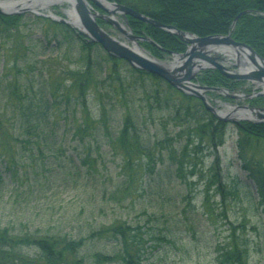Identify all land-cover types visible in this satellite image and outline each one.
<instances>
[{
	"label": "rangeland",
	"instance_id": "obj_1",
	"mask_svg": "<svg viewBox=\"0 0 264 264\" xmlns=\"http://www.w3.org/2000/svg\"><path fill=\"white\" fill-rule=\"evenodd\" d=\"M90 2L96 10L104 12L94 2ZM63 6V4L57 5L52 11L66 16ZM65 6L69 4L66 3ZM21 14L23 18L17 31L9 37L0 36L1 111L6 109L10 101V89L6 87L8 83L6 74L9 72L19 78L21 86L25 84L24 81L33 80L34 85L30 84L37 91L40 90V81L41 86L47 81L50 73L48 71L63 74L67 70H76L85 65L87 53L93 58L101 57L103 61L107 58L106 50L99 43L92 51L88 48L82 53L81 41L75 43L69 41L70 31L63 23L32 12ZM130 16H127L128 22ZM116 17L125 25L123 16L116 15ZM97 21L120 40L133 44L106 20L98 18ZM128 26L131 28L130 23ZM131 29L134 34L145 36ZM179 38L182 40L180 36ZM149 42L144 39L139 40V44L156 58L164 61L172 59L171 53L161 58L154 55L147 46ZM24 43L29 45L28 55L17 62L19 70L17 72L15 67L11 68L14 56H23V53H26V50L23 52ZM125 62L120 61L119 68L123 77L128 80L126 76L131 73ZM106 67L107 63L104 64V68ZM94 71L100 74H96V77L101 79L102 74H105L101 68H95ZM202 71L197 73L195 78L197 83L210 87L219 86L201 80L199 74ZM65 85H70V81L67 80ZM137 87L140 88L132 97L139 114L143 115L147 112L143 128L149 127L156 137L170 135L176 140L179 133L183 134L181 131L187 128V123L169 116L167 110L160 112L153 99L145 96L146 93L142 91L143 87L139 82ZM225 88L228 89L229 94L241 95V97L230 96L225 91L207 90L210 103L219 110L226 111L228 107L240 105L264 109V95H254L250 98H245L243 95L253 94V89L261 90L255 88L254 84L243 80L239 81L237 87L226 84ZM110 89L109 86H105L101 90L113 96L114 93ZM129 92L127 97L131 99ZM110 100V103L113 102V99ZM119 109L117 104L116 109L112 111L119 112ZM11 112L9 108L8 115ZM55 119L53 123H56V126L54 125L56 134L60 137L66 135L64 152L59 151L56 161L51 159L53 167L45 171L44 177L43 170L42 173H37L40 168L42 169L39 163L31 165L33 159L40 160L39 155L34 157L29 155V163L19 164L14 176L7 172L8 177H5L6 163L3 160L7 148L0 146L2 172L0 226H8L15 232L41 230L78 238L116 220L125 221L136 227L135 232L142 234L146 239L144 243L140 241L141 251L138 255L133 252L135 261H138L137 256H141L140 264H222L217 258L220 247L227 246L231 241L230 229L235 226L236 234H240L243 241L244 237L247 240L248 264H264V199L259 196L258 183L245 166V161L241 159L238 147V140L243 136L238 124L257 122V119L252 117L237 121L225 120L228 122L226 140L217 148L218 152L209 154V150H206L200 154L196 170L192 172L191 167L186 164L183 167V177L180 176L183 172L177 170L176 160L170 157L166 149L160 155V147L164 146H153L155 152L152 156L153 163L145 156L141 165L138 162L133 166L134 168L126 169L120 154L122 152L118 150L120 153H116L110 146H105L106 138L99 139V144L93 146L95 148L92 150L93 155L89 162L76 159V164H72L69 156L78 158V153L82 150V146H77L78 140L72 135L74 118L72 114L63 116L57 113ZM111 123L113 130L116 129V122L113 120ZM186 136L187 130L183 137L186 139ZM248 143L250 144L245 153L246 158L249 162L252 160L258 164L261 162L264 168V138H252ZM175 144L176 149L177 147L181 149V146H178L179 141ZM179 149L175 153L176 158L181 156ZM191 152L195 153L193 147ZM17 157L19 160L20 155ZM216 157H218L221 180L226 185L225 194L217 189L218 182L211 186L208 184V181H211L209 167ZM151 163L155 166L153 172L149 171ZM90 164L94 168L89 167ZM255 167L257 165L252 164V169ZM137 238L139 240V237ZM20 249L28 260L39 258L40 251L36 246L26 245ZM125 251L121 240L103 237L101 234L87 240L79 254L85 257L86 264H130ZM96 252L109 255L111 260L100 263L96 260Z\"/></svg>",
	"mask_w": 264,
	"mask_h": 264
},
{
	"label": "trees",
	"instance_id": "obj_2",
	"mask_svg": "<svg viewBox=\"0 0 264 264\" xmlns=\"http://www.w3.org/2000/svg\"><path fill=\"white\" fill-rule=\"evenodd\" d=\"M115 1L199 36L228 33L232 29L235 17L244 10H250L237 19L232 36L237 41L250 44L264 57V0ZM22 18L23 14H0V36L4 38L14 34L19 28ZM129 23L136 33H143L145 36L151 37L166 49L163 50L150 42L147 43L151 52L160 58L172 51L182 52L186 49V44L175 34L131 16ZM65 28L70 31L69 41H74V43L81 41L82 53L88 48L92 51L97 45L96 42L89 41L75 32L74 29L68 26ZM23 45V52L26 50V53H23V56L15 55L14 63L12 62L11 69L15 67L17 72L19 71L17 62L28 55L29 45L25 43ZM106 55L107 58L103 61L101 57L93 58L90 53H87L85 65L76 70H67L63 74L48 71L50 73L47 81H44L42 86L40 81V90L37 91L36 88H33V80L24 81L25 84L21 86L16 75L10 72L6 74L8 80L6 87L10 89V101L6 109L0 110V146L7 148L3 160L6 163L5 177H8V173L14 176L18 171L19 164L29 163V155L32 157L41 156L40 160L32 158L31 165L39 163L42 167L37 173H42L43 170L44 177L45 171L51 170L53 167L51 159L56 161L59 151L64 152V141H66L65 134L60 137L55 131L56 123H53V120L57 113L63 116L72 114L74 118L72 135L78 140L77 146H82V150L78 153V158L73 155L69 156L72 164H76V159L85 163L89 162L93 155L92 150L95 148L93 146L99 144V139L105 138V146H110L116 153H120L118 150L122 152L120 154L126 169L134 168L133 166L138 162L141 165L145 156L153 163L152 156L155 154L153 146H164L160 147V155L164 149L167 150L170 157L176 160L177 170L183 172L180 173L181 177L184 176L183 167L186 164L191 167L192 172L196 170L200 154L206 150H209V154L218 152L217 148L226 140L228 122L217 118L208 111L203 101L196 96L180 91L155 74L130 66L123 59L108 53ZM120 61L129 66L128 70L131 75L126 76L128 80L123 77L120 71ZM105 63H107L106 68H104ZM95 68L105 71V74H102V79L96 77V74H100L97 71L95 73ZM199 78L205 83L220 86H226L227 82H232L230 86L235 87L239 83L215 69L202 71ZM67 80L70 81V85H65ZM138 82L143 87L142 91L146 93L145 96L153 99L160 112L167 110L169 116L187 123V128L181 131L183 134L179 133L176 140L170 135H157L158 137H156L151 133L149 127L143 128L147 112L140 115L132 97L140 88L137 87ZM105 86L111 88L110 91H113L114 97L108 92H102L101 89ZM128 91H130L131 99L127 97ZM110 99H113V102L110 103ZM117 104L120 107L119 112H113L112 110L116 109ZM9 108L12 111L10 115L7 113ZM113 120L117 124L114 130L111 125ZM238 128L243 135L238 140L240 157L245 161V166L250 170V174L255 177L259 186V196L264 199L263 164L261 162L258 164L251 158L252 161L249 162L245 155L250 144L249 140L264 138V122H244L238 124ZM186 130L185 139L183 135ZM177 141H179L178 146H181V149L177 147L181 153L179 158L175 157L177 149L174 146H177L175 144ZM191 147L195 153L191 152ZM18 155H20L19 160H17ZM217 160L218 157L212 161L209 167L211 181H208V184L211 186L218 182L217 189L225 194L224 186L226 185L221 180ZM152 163L151 166L149 165L151 172L155 169ZM252 164L257 167L252 169ZM89 167L94 168L92 164ZM86 173L88 174V168ZM1 177L2 172L0 171V179ZM223 197L225 198L224 195ZM136 230L137 228L133 225L116 220L98 229H93L87 235L74 238L67 234L42 232L41 230L15 232L8 226H0V264H86L85 257L80 255L79 251L87 240L101 234L103 237L121 240L126 250L125 255L128 257V263L140 264L141 256H137L138 261H135L133 252L138 255V252L141 251L140 241L144 243L146 239L142 234L136 233ZM229 240L231 241L227 243V246L220 247L218 260L222 264L231 262L232 264H248L249 246L246 243L247 240L244 237L243 241L240 234H236L235 226L230 229ZM26 245L38 248L40 251H38V259L28 260L24 256L20 247ZM103 254L96 252V260L100 263L111 260L109 255ZM123 258L125 259V256Z\"/></svg>",
	"mask_w": 264,
	"mask_h": 264
},
{
	"label": "water",
	"instance_id": "obj_3",
	"mask_svg": "<svg viewBox=\"0 0 264 264\" xmlns=\"http://www.w3.org/2000/svg\"><path fill=\"white\" fill-rule=\"evenodd\" d=\"M90 1L94 2L105 13L96 10ZM62 3H71L70 6L72 5L75 8L74 11L72 10L73 13L68 9L65 12L66 16H61L52 11L54 5ZM249 11L244 10L235 17L232 29L237 19ZM23 12L44 15L77 28L90 41L99 42L111 55L125 59L135 68L164 78L182 92L201 98L205 106L222 120L237 121L242 118L252 119L253 117L257 119V122L264 121L263 108L240 105L228 107L226 111L219 110L210 103L207 90L225 91L228 95L238 98L241 95L229 94L228 90L224 88L210 87L194 82L200 70L208 68L218 69L230 77L244 79L254 84L256 88L261 89L253 94H243L245 98L254 95H264V57L251 45L236 41L232 37V30L227 34L197 36L192 32L184 31L176 26L155 20L129 6L109 0H29L28 3H23L17 7H10L0 3V13L19 14ZM116 15L123 16L125 25L127 26V16L132 15L167 32L177 34L183 41L188 43V48L184 52H174L170 61L158 59L146 51L139 44V40H148L155 45L157 43L150 37L134 34L131 28H127L117 19ZM98 18H103L116 27L133 44L130 45L120 40L117 36H114L103 28L97 21ZM221 54L233 59L236 69H231L230 66L224 64Z\"/></svg>",
	"mask_w": 264,
	"mask_h": 264
},
{
	"label": "bare ground",
	"instance_id": "obj_4",
	"mask_svg": "<svg viewBox=\"0 0 264 264\" xmlns=\"http://www.w3.org/2000/svg\"><path fill=\"white\" fill-rule=\"evenodd\" d=\"M28 1L29 0H0V3L2 5H6V6H10V7H17V6H21L23 3H28ZM71 6L69 7L70 10H71L70 12L73 13V11L75 10V8H73V6L72 7ZM162 23H164V22H162ZM165 24H167V23H165ZM253 92H256V91L253 89Z\"/></svg>",
	"mask_w": 264,
	"mask_h": 264
},
{
	"label": "flooded vegetation",
	"instance_id": "obj_5",
	"mask_svg": "<svg viewBox=\"0 0 264 264\" xmlns=\"http://www.w3.org/2000/svg\"><path fill=\"white\" fill-rule=\"evenodd\" d=\"M233 80H237V79L235 78V79H233ZM231 83H232V82H227V84H229V85H231ZM237 86H238V85H237ZM237 86H235V87H237Z\"/></svg>",
	"mask_w": 264,
	"mask_h": 264
}]
</instances>
